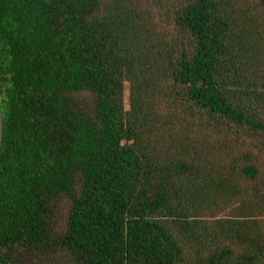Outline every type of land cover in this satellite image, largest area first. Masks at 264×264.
Here are the masks:
<instances>
[{
    "label": "trees",
    "instance_id": "obj_1",
    "mask_svg": "<svg viewBox=\"0 0 264 264\" xmlns=\"http://www.w3.org/2000/svg\"><path fill=\"white\" fill-rule=\"evenodd\" d=\"M0 264H264V0H0Z\"/></svg>",
    "mask_w": 264,
    "mask_h": 264
},
{
    "label": "water",
    "instance_id": "obj_2",
    "mask_svg": "<svg viewBox=\"0 0 264 264\" xmlns=\"http://www.w3.org/2000/svg\"><path fill=\"white\" fill-rule=\"evenodd\" d=\"M2 129H3V117H2V112L0 109V151H1L2 140H3Z\"/></svg>",
    "mask_w": 264,
    "mask_h": 264
}]
</instances>
